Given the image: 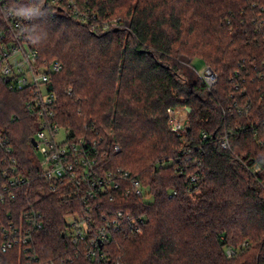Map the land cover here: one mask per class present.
Masks as SVG:
<instances>
[{
	"label": "trees",
	"instance_id": "1",
	"mask_svg": "<svg viewBox=\"0 0 264 264\" xmlns=\"http://www.w3.org/2000/svg\"><path fill=\"white\" fill-rule=\"evenodd\" d=\"M11 1L31 16L24 35L32 48L62 65L52 75L60 124L76 134L93 128L109 167L145 187L141 196H105L91 212L92 232L109 210L121 218L101 264H264V0ZM195 58L218 74L211 88L192 67ZM31 97L0 77V135L29 169ZM179 105L188 109V128L176 133L169 109ZM35 186L29 195L44 227L30 252L21 244L2 249L3 227L19 221L24 199L0 201V264L32 263L34 253L43 264H95L66 220L83 216L85 204Z\"/></svg>",
	"mask_w": 264,
	"mask_h": 264
},
{
	"label": "built area",
	"instance_id": "2",
	"mask_svg": "<svg viewBox=\"0 0 264 264\" xmlns=\"http://www.w3.org/2000/svg\"><path fill=\"white\" fill-rule=\"evenodd\" d=\"M58 1L53 0L54 3ZM14 3L11 0H0V77L11 90H30L32 97L27 102V108L37 116L33 138L37 142L35 148L40 151L41 156H36L31 169L21 168L13 145L0 135V201L13 200L17 204L24 199L19 221L11 217L8 226L3 227L2 249L6 251L21 244L26 247L25 252H30L35 241L34 231L44 227V220L42 211L36 206V200L30 197L29 190L37 184V191L43 193L46 184L48 190L57 194L59 199L73 200V203L81 199L85 204L83 216L77 212L69 213L66 220L70 224L73 241H82L84 244L81 249L84 255L95 264H101L108 259V254L102 249L103 244L113 230L122 227L121 218H110L112 210H109L108 215L103 216L104 222L96 225L92 232L94 219L91 212L101 206L105 196L114 200L120 191H124L126 195L133 193L141 196L145 187L138 177L131 176L128 171L109 167V151L102 150V140L93 136V128L86 133L76 134L60 124L57 119L58 98L52 75L60 72L62 65L58 61L43 60L32 48L29 37L24 35L26 21H30L31 16L23 11L21 5ZM18 51H22L24 57L12 62L11 57H15ZM197 74L208 88L218 81V74L210 66ZM187 118V107H171L168 119L170 130L176 133L185 131L188 128ZM203 137L206 138L207 134L204 133ZM221 144L226 147L228 139H223ZM113 148L118 151L120 146L115 143ZM41 182L44 185H40ZM125 182L129 184L126 190ZM23 187H27L26 191L22 190ZM117 214L122 217L123 211L119 210ZM79 222H82V226H79ZM135 228L138 230L139 226L135 225ZM233 253L229 247L228 256ZM29 258L33 262L27 264H43L36 253Z\"/></svg>",
	"mask_w": 264,
	"mask_h": 264
},
{
	"label": "rangeland",
	"instance_id": "3",
	"mask_svg": "<svg viewBox=\"0 0 264 264\" xmlns=\"http://www.w3.org/2000/svg\"><path fill=\"white\" fill-rule=\"evenodd\" d=\"M111 24L114 25V26H117V23H116L115 20L111 21ZM25 48H26V51L29 52L28 47L25 46ZM23 57H24L23 52L22 51H18V53H17V55L15 57H11V61L13 62V61L19 60V59H21ZM192 67L196 70L197 73H202V71L206 67V64H205V62L202 59L195 58L193 60V62H192ZM34 152H35V154H36L37 157H40L41 156L40 151L37 150L36 148L34 149ZM78 224H79V226H82V222H79Z\"/></svg>",
	"mask_w": 264,
	"mask_h": 264
},
{
	"label": "water",
	"instance_id": "4",
	"mask_svg": "<svg viewBox=\"0 0 264 264\" xmlns=\"http://www.w3.org/2000/svg\"><path fill=\"white\" fill-rule=\"evenodd\" d=\"M31 143L33 144L34 147H37V142L35 138H32Z\"/></svg>",
	"mask_w": 264,
	"mask_h": 264
}]
</instances>
